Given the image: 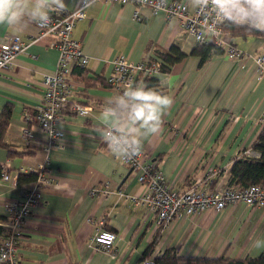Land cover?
Returning <instances> with one entry per match:
<instances>
[{
  "label": "crops",
  "instance_id": "1",
  "mask_svg": "<svg viewBox=\"0 0 264 264\" xmlns=\"http://www.w3.org/2000/svg\"><path fill=\"white\" fill-rule=\"evenodd\" d=\"M79 2L65 0L66 10L76 9ZM9 34L18 35L29 47L18 55L12 71L0 75V115L6 105L12 108L4 138L8 146H0V213L9 215L10 205L25 201L30 183L18 184L21 172L33 173L47 163L53 181L42 203L25 218L18 236L23 264H143L168 248L180 258H245L264 252V207L238 203L159 227L156 214L146 204H136L128 197L143 195L145 188L128 165L115 159L101 137L98 119L107 100L122 94L106 85L118 55L137 63L151 58L156 50L178 46L186 56L160 75L155 87L171 96L173 104L163 115L161 131L145 138L142 148L180 193L197 182L208 165L218 167L223 183L229 185L235 158L260 133L264 77L253 60L241 65L225 52L212 50L202 61L193 54L197 39L165 11L132 2L96 0L73 30L89 63L84 70L74 67L70 97L93 110L81 116L69 107L64 109L61 127L66 143L47 151L48 136L33 114L42 101L44 77L58 63L59 51L49 45L56 37L33 42L40 30L31 21L23 28L0 24V41ZM225 39L245 52L264 55L262 35L228 32ZM139 82L144 83V77ZM26 128L33 135L29 141L23 137ZM4 165L7 180L2 178ZM106 187L109 196L101 193ZM96 188L100 189L94 192ZM100 226L118 235L114 258L92 247ZM148 251H153L151 258L146 257Z\"/></svg>",
  "mask_w": 264,
  "mask_h": 264
},
{
  "label": "built area",
  "instance_id": "2",
  "mask_svg": "<svg viewBox=\"0 0 264 264\" xmlns=\"http://www.w3.org/2000/svg\"><path fill=\"white\" fill-rule=\"evenodd\" d=\"M94 1L96 0H80L76 9L71 11H51L50 21L47 24H37L40 35L34 37L33 42H39L46 36L54 35L56 40L49 45L56 47L59 51L56 69L45 75L42 101L35 107L33 114L40 129L48 136L47 151L62 147L66 143L65 133L61 127V114L64 109L69 107L81 116H87L93 110L91 105L72 102L70 97L74 94V67L85 69L89 63V57L84 53L81 41L74 38L73 30L76 23L86 17V9ZM108 1L120 4L132 2L139 7L147 6L155 12L165 11L169 18L178 19L188 33L197 39L198 44L214 43L221 47L230 59L241 65L244 60L251 59L255 62L259 75L264 77V55L245 52L232 42L226 41L224 27L228 22L218 25L216 31L210 33L205 24V14L199 9L189 11L185 0ZM135 19H141L139 11H136ZM209 23H211L210 20ZM28 47L29 43L18 35H6L0 41V75L5 71H12L16 58L27 52ZM149 61L150 58H147L135 63L125 55H118L114 60L113 71L107 79L108 87L123 93L129 82L137 83L141 77H159L164 74L159 63L150 64ZM26 117L31 119L32 116L27 113ZM259 128L260 133L264 132V110L259 117ZM32 136L28 128L24 129L25 140L29 141ZM260 154L253 144L239 153V155L252 158H257ZM114 157L128 165L138 175L139 182L145 188L144 194L128 197L136 204H146L150 212L156 214L159 227L168 226L176 219L191 217L207 209L219 212L229 205L238 203H244L250 207H264V186L252 184L247 187L234 188L225 185L221 179L222 171L215 165L206 166L198 181L185 192L180 193L167 180L157 161L148 156L143 148L139 155L130 160L115 155ZM2 170V178L9 179L6 165ZM35 172H37V178L30 183L25 201L8 207L12 221L7 224L8 233L0 236V262L3 264H23L18 236L23 231L25 218L42 203L45 189L53 186L47 163L41 165ZM99 189H94V192ZM101 193L109 196L110 190L106 187ZM119 193L123 192L119 191ZM117 236L116 232L100 226L92 239V247L114 258L117 253ZM143 264H154L153 258L146 259Z\"/></svg>",
  "mask_w": 264,
  "mask_h": 264
},
{
  "label": "clouds",
  "instance_id": "3",
  "mask_svg": "<svg viewBox=\"0 0 264 264\" xmlns=\"http://www.w3.org/2000/svg\"><path fill=\"white\" fill-rule=\"evenodd\" d=\"M187 6L205 14L210 33L224 22L264 30V0H187ZM66 7L65 0H0V24L14 28L25 27L27 21L47 24L51 11ZM172 104V97L155 87L129 82L101 110V137L115 156L130 160L140 154L145 138L161 131L163 115Z\"/></svg>",
  "mask_w": 264,
  "mask_h": 264
},
{
  "label": "trees",
  "instance_id": "4",
  "mask_svg": "<svg viewBox=\"0 0 264 264\" xmlns=\"http://www.w3.org/2000/svg\"><path fill=\"white\" fill-rule=\"evenodd\" d=\"M225 33L233 35L259 34L264 36V30H257L248 27L247 25H235L228 22L224 27ZM222 52L221 47L214 43L198 44L193 54H198L205 61L211 54V51ZM185 53L178 46H172L169 50H156L150 58V64L159 63L161 71L168 73L174 63L184 59ZM84 70V69H82ZM144 83L149 87H156L159 84L158 77H145ZM106 85L109 84L106 82ZM12 108L8 104L4 107L0 115V146H5L4 138L7 128L10 124ZM8 146V145H6ZM253 147L260 151V156L257 158L248 157L246 155H238L231 167L229 176V185L234 188L247 187L252 184L264 186V132H261L253 143ZM37 172L26 173L21 172L18 176V184H28L35 181ZM216 181H214L215 183ZM10 215L0 213V236L8 233L7 224L10 223ZM154 244L150 246L152 249ZM153 252V251H152ZM152 252L146 253L147 258H151ZM154 264H264V252L255 257L245 258H228L225 255L216 258L198 257V258H180L176 250L168 248L164 253L153 258Z\"/></svg>",
  "mask_w": 264,
  "mask_h": 264
}]
</instances>
